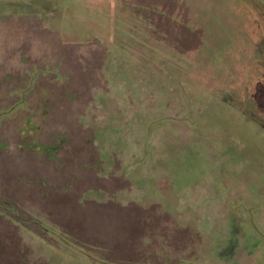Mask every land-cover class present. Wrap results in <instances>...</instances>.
<instances>
[{
    "label": "rangeland",
    "instance_id": "1",
    "mask_svg": "<svg viewBox=\"0 0 264 264\" xmlns=\"http://www.w3.org/2000/svg\"><path fill=\"white\" fill-rule=\"evenodd\" d=\"M0 264H264V0H0Z\"/></svg>",
    "mask_w": 264,
    "mask_h": 264
},
{
    "label": "crops",
    "instance_id": "2",
    "mask_svg": "<svg viewBox=\"0 0 264 264\" xmlns=\"http://www.w3.org/2000/svg\"><path fill=\"white\" fill-rule=\"evenodd\" d=\"M230 207H231V206H230ZM191 242L195 245V242H193V241H191ZM194 245H193V246H194ZM193 246H192V248H193Z\"/></svg>",
    "mask_w": 264,
    "mask_h": 264
}]
</instances>
